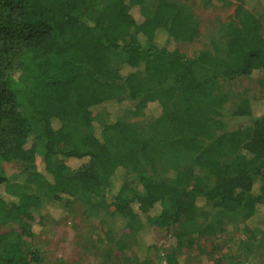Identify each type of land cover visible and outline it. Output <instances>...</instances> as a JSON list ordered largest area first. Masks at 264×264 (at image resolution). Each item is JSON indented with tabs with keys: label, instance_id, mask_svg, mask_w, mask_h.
Returning <instances> with one entry per match:
<instances>
[{
	"label": "trees",
	"instance_id": "obj_1",
	"mask_svg": "<svg viewBox=\"0 0 264 264\" xmlns=\"http://www.w3.org/2000/svg\"><path fill=\"white\" fill-rule=\"evenodd\" d=\"M145 2L0 0V264H54L34 232L50 209L110 215L119 235L107 231L99 252L116 264H187L185 249L206 252L233 215L260 240L249 220L264 223V112L244 96L234 113L226 102L229 81L260 72L264 89L263 21L239 0L189 56L178 45L199 41L197 15L179 0L145 15ZM148 108L159 111L150 125L121 118ZM6 163L21 169L16 188ZM148 228L173 229L175 244L155 252ZM134 231L141 252L118 257Z\"/></svg>",
	"mask_w": 264,
	"mask_h": 264
},
{
	"label": "rangeland",
	"instance_id": "obj_2",
	"mask_svg": "<svg viewBox=\"0 0 264 264\" xmlns=\"http://www.w3.org/2000/svg\"><path fill=\"white\" fill-rule=\"evenodd\" d=\"M109 0H104V2ZM184 6L190 7L201 24V37L199 41L193 43H180L179 48L189 56H195L205 44H209L210 39L218 38L221 23L226 21L233 15L239 0H210L211 4L205 6L206 0H179ZM233 2L227 5L226 2ZM249 3L255 14L263 21L264 26V5L257 0H245ZM145 15H150L156 10V0H146L142 6ZM264 32V28H263ZM177 47V45L175 46ZM262 74L260 72L251 77H241L227 82V86L232 90L230 98L226 102L227 109L230 113L236 111L239 103L238 96H244L250 99L252 110L255 115L264 112V89L261 84ZM154 108H148L138 117H133L130 111H126L121 118L132 119V121L141 125H150L156 120L155 116L159 113L153 111ZM110 111L108 108L102 107L94 113L96 122L102 123L109 119ZM240 121V119L235 120ZM5 171L11 176V185L16 188L21 180V169L15 164H5ZM122 178L126 180L123 171ZM13 189V188H12ZM85 206V205H83ZM203 208H208L204 203ZM84 209L72 218L68 217V213L50 209L45 212V220L42 224L34 227L37 244L45 253L46 257L54 264H116L104 261L101 258L100 250L107 249L109 235L107 231H111V237H118L119 233L115 230L113 221L105 211H100L96 218L87 219ZM241 216H230L225 218L228 233L225 236L216 238L214 242H201L199 245L206 252L199 254L200 249L197 246H189L185 249V257L187 264H215L214 258L218 255L215 253L214 258L210 256V252L217 250L218 253H224L228 259L224 264H264V223L260 216H256L249 220L250 223L257 224L256 230L260 240H253L246 236L241 229ZM262 221V222H261ZM98 223L101 230L97 228ZM174 232L166 228H157L155 231L148 228L145 232L144 240L156 243L157 250L155 252L165 253L174 244L175 240L171 233ZM129 233V232H126ZM129 245L125 251L118 252L117 256H135L142 250V245L138 238V232L134 231L128 236ZM253 250V251H250ZM250 251V252H249Z\"/></svg>",
	"mask_w": 264,
	"mask_h": 264
}]
</instances>
